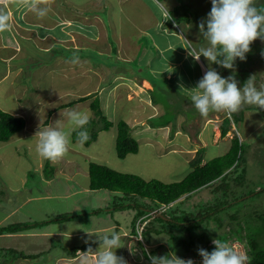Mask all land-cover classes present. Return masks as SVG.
Listing matches in <instances>:
<instances>
[{
  "label": "rangeland",
  "instance_id": "obj_1",
  "mask_svg": "<svg viewBox=\"0 0 264 264\" xmlns=\"http://www.w3.org/2000/svg\"><path fill=\"white\" fill-rule=\"evenodd\" d=\"M144 1L148 2L149 6ZM181 1L190 5L192 13L191 16L188 15L192 22L186 23V25L184 22L178 23L182 36V45L188 48L190 46L200 48L203 44L201 40L204 39H200L202 36L199 31V24L206 19L207 14L210 12L211 0ZM10 2L11 0H0V4L4 3V5H10ZM161 3H165L168 10H172L174 5L177 4L176 0H161ZM41 6H46L48 11H55V15L59 13L61 21L54 22L53 26L47 29L49 21L53 22L49 18L48 13L45 17L40 18L34 10L26 6L6 8L12 22H10V32L1 33L3 41L9 36V44L6 47L0 46L2 48L0 49V109L9 114L18 113L24 118L26 121L24 134L29 133L26 137L27 143L30 144L31 142L29 136H32L30 132L34 122H43L48 119L49 127L67 130L69 127L67 112L69 110L87 111L90 113L91 119L96 120L95 115L89 108L88 101L65 108L59 106L70 102L77 96L87 95L89 91L94 93L93 89L98 92L101 88L109 87L112 77L108 76L106 72L110 70L124 79L128 78L126 73L131 75L133 72L135 75L149 78L158 85L152 97L156 100H164L161 105L164 106L162 107V113L165 114L155 119V123H163L169 119L171 121L169 127L172 129L181 126L176 125L179 120L177 115L180 116L182 114L184 121L196 117L195 107L193 104H188L190 97L182 89V86L169 82L164 77L156 78L153 74L154 70L161 68L159 67L161 62H158L160 56L155 52L154 46V41L157 35L161 36V31L154 24V20L155 22L160 20V12L162 11L156 8L152 0H134L121 4H117L116 0H47L46 4ZM20 12H22L21 15ZM16 15L23 16V22L25 17H27L22 29L34 31L37 37H33L31 33L28 34L24 31L21 33L17 32L14 37L10 36L13 35V31H16ZM28 16L33 21L36 20L45 25H40L37 22H34L36 24H31ZM164 16L166 17V14ZM163 24V28H170L167 26L169 25L168 23L167 25L165 24V21ZM36 25L40 27L36 29L34 27ZM171 25L173 24L171 23ZM49 42L53 43L52 49L48 46ZM123 42L130 46L129 50H133L131 54L121 52L119 55H124L126 58H129L130 55L131 58L127 61L117 58V52L124 45ZM10 45H13V47ZM205 45L207 46V44ZM250 47L251 51L246 54V59L241 61L237 58L232 69H227L217 64L216 68L218 69L217 72L224 78L234 76L238 81V87L241 88L249 77L254 76L255 86L259 89L264 86V40L257 39ZM108 51L110 53H107ZM74 57H78V63H72ZM3 60L6 62H3ZM5 70H9V73L5 78L1 79L5 74ZM98 95L100 98L104 97L102 91ZM122 95L123 92L114 91L115 102H112L108 112L105 108H101L105 115L110 113L111 118L117 117L126 120L127 116L130 115L129 111L133 110L136 114L140 112L136 109L133 102H126ZM16 98L20 100L19 103ZM250 106L255 105H244L243 107L248 108L244 112L241 110L242 114L239 111L233 115L234 119L240 118L236 126L241 132V134L238 132V139L243 145L244 162L241 164V168L243 167L246 170L245 177L249 179L247 183H250L249 188L234 187L242 192L264 186V112L258 108L250 109ZM53 108L58 110L48 117L47 112L54 110ZM216 122L218 121L213 124L218 126ZM98 125H95V127L89 125L86 128L90 136L95 132ZM196 127L198 128L195 124V128L193 127L192 130L197 129ZM114 128L113 124L106 131L97 132L96 130L97 137L93 143L87 147L78 145L79 149H75L77 151L74 152L69 150L68 156L76 160V164L86 173L88 164L94 162L120 173L137 175L145 181L156 179L163 183L178 182L192 170L189 164V160L193 157L192 154L186 155L185 152L181 153L174 148L171 149L176 151H171V149L164 151L165 142L160 138H156L153 133L152 135L151 133L141 134L142 138L134 137L138 144L137 153L128 154L123 159H118L115 152L116 132ZM207 132L209 133V129L204 134H207ZM230 132L231 136H233L234 130ZM19 134H22V131ZM184 135L189 137V133L185 132L183 135H176L175 140L172 142L182 145L188 151L192 147L190 145L193 144L188 139L186 140ZM14 136V138H18V136ZM210 138L211 133L206 138V146H198L196 148V150L199 149L201 152L202 164L223 155L227 151V143L222 141V137L221 140L219 139L214 144L211 143ZM11 144H13V140L8 144L0 143V157L2 158L0 163V201L2 202V207H5V203L11 205L13 199L20 195V190L24 191L26 188L29 190L30 182L37 190L41 188V173L39 169H36L38 164L47 163L48 171L50 172L51 170V162L37 154L36 147L32 146L34 143H31L32 145L29 148L24 145L21 147L22 149L18 150L21 159L17 161L14 160L15 156H11L12 153L10 154L11 149H13L10 146ZM8 156L10 157L9 159ZM35 169L37 170L36 172ZM76 175L74 179L76 186L83 188L88 183L87 174L83 176L76 173ZM23 177H26L24 179L29 183H23L25 185L20 187ZM37 177L40 180H36ZM72 181L73 178L70 179L71 183ZM14 188H17V190L12 192ZM107 193L109 198L112 194L109 191ZM100 194L105 196L104 193ZM212 197L209 188L206 187L202 191L194 193L188 199L176 201L178 204L180 201L182 207H192L208 199L212 200ZM248 201H250L249 208L258 211L264 209L262 208L264 207V199L263 202H260L262 201L261 197L249 199ZM91 208L92 206L81 207L82 212H80V209H75V202L73 201L40 198L35 203L21 206V213L17 215L18 220L12 221L13 218H10L9 222H16L17 224L19 223L18 221L23 219L21 222H28L30 221L29 219L26 220L28 216L37 222L56 218L57 216H69V218H64L61 221L50 222L43 228V230L49 229L53 232H60L58 237L50 236L45 238L50 240V254L53 259L49 262L47 260L49 254L47 255L42 250L37 256L32 257L35 259L31 258L30 260L31 264L47 261V264H54L56 259L63 257V250L67 251L74 247H83V245L89 246L92 244L93 238L111 231L97 229L99 225L100 227L107 225L108 223L105 222L108 219H103V213L99 214L102 218L95 219L94 214L91 213ZM127 211L125 213L119 212L118 214L113 212L111 217V220L118 219L124 225L128 223L129 228L124 230L123 234L129 232L131 228L130 221L134 214V211ZM1 213L2 210H0ZM202 229L201 235L203 237L199 241V246L201 247L192 246L190 251L185 254L186 257L192 253L198 254L199 248L212 245V241L216 239V234L211 231L212 228L204 227ZM90 230L93 231L90 232ZM33 232L37 231H27L25 232L26 235L18 239L0 238V245L7 246L5 249L0 250V264L20 263V257L27 255V251L43 249L42 247L45 246L46 242L42 239L35 241L34 238H30V234ZM166 236V234L162 233L157 236L153 234L150 236L149 242L143 241L144 238L138 242H141L146 251L156 249L157 254L161 255L163 248L167 247L165 244ZM17 240L21 243L18 247H16ZM32 242L36 243L33 244ZM122 243L124 245L121 247L123 250L120 249L121 252H116L117 256H122L127 261V264H148V260L145 259L139 249V243L134 238L131 237L129 239L126 237ZM229 243L237 251L245 254L242 244L236 241H229ZM98 248L95 247L92 252L79 251L80 254H77V258L83 260L81 264H91V259L89 258L95 257L94 252ZM177 249L179 250L178 253H181L179 256H181L183 249L181 247ZM30 254L34 255L33 252L28 255ZM188 259H192L194 264H202V258L200 257L192 256L184 260ZM77 263L80 264L79 262ZM60 264L67 263L62 262Z\"/></svg>",
  "mask_w": 264,
  "mask_h": 264
},
{
  "label": "trees",
  "instance_id": "obj_2",
  "mask_svg": "<svg viewBox=\"0 0 264 264\" xmlns=\"http://www.w3.org/2000/svg\"><path fill=\"white\" fill-rule=\"evenodd\" d=\"M176 3L173 9L169 10L167 23L170 25L171 20L176 24L192 22L189 19L190 17H188V15H192L190 5L181 0H176ZM256 3L258 6H264V0H256ZM213 65L217 71L216 64ZM86 100L90 101L89 108L96 118V120L90 119L86 128L89 125L95 127L98 123L97 132L106 131L109 127H112L113 123L103 115L99 99L95 94L79 97L77 100L61 106H72ZM249 108L258 107L250 106ZM260 110L264 112V109ZM239 119H234L233 115L230 118H224L219 125L220 137H224L228 131L233 132L232 123L239 121ZM25 127L26 121L23 117L9 114L0 109V142L9 141L13 135H17ZM114 127L116 128V157L123 159L128 154H136L138 145L131 136L128 125L123 120H119L114 124ZM96 130L83 147L93 143L97 133ZM72 141L73 143L76 142L75 133L72 135ZM23 144L28 147L29 143ZM30 145L32 144L30 143ZM32 146L34 147V144ZM201 161V152L198 149L194 157L189 161L192 170L183 179L173 183H163L156 179L145 181L137 175L120 173L105 165L90 162L87 167L88 189L107 190L112 194L104 208L96 209L92 212L98 218H107L108 220L105 223L108 224L104 227L101 226V228L103 231L106 229V231L115 230L119 232L123 242L126 237L129 239L132 236L135 237L134 223L140 216H149L151 211L161 210V207L164 206L160 215L151 218L141 231V237L146 242H149L150 236L153 234L156 236L161 233L166 234L165 244L167 247L163 248V253L161 255L157 254L156 249L146 251L141 242H137L142 255L148 260V264H151V256L171 257L175 254L181 259H187L192 256L202 258L199 254L192 253L187 257L185 254L190 251L192 246L201 247L199 246V241L203 237L201 232L204 227L208 229L214 228L211 231L216 234V239L226 242L236 241L242 244L245 255L248 257L247 264H264V209L258 211L249 208L250 206L248 207L249 199L261 197L262 201L260 202H263L264 186L243 192L234 188L238 186H242L243 189L250 187V183H247L249 179L245 177L246 170L243 167L241 168V164L244 162L242 142L239 141L233 132L229 148L223 155L215 157L204 164H201ZM206 187L209 188L210 194L213 196L212 200L208 199L192 207H182L180 201L190 198L194 193ZM176 200H180L179 204ZM127 210L134 211V214L130 221L131 228L129 232L123 234V231L128 228L123 227V222L121 223L118 219H113V222L111 217L113 212L118 214L119 212H128ZM100 213H103L102 217L99 215ZM64 218H69V216H58L35 224H15L0 227V234H13L22 229L32 226L40 227L51 221H61ZM91 243L89 246L83 245V247L69 249V254L73 256L77 251H88L89 248L94 250L95 247H99V238L95 237ZM178 247L183 249L181 256H179L181 253H178ZM214 248L215 245L212 244L205 246L203 249L211 252ZM118 250L119 248L116 249V252H119Z\"/></svg>",
  "mask_w": 264,
  "mask_h": 264
},
{
  "label": "crops",
  "instance_id": "obj_3",
  "mask_svg": "<svg viewBox=\"0 0 264 264\" xmlns=\"http://www.w3.org/2000/svg\"><path fill=\"white\" fill-rule=\"evenodd\" d=\"M116 1H117V4H121L123 2L134 1V0H116ZM145 3L148 5V2H145ZM10 5H11V7H10ZM10 5H4V3H3V4H0V7H4V8H21V7H23V5H20L18 3V0H11ZM169 9H171V8H169ZM7 12H8V10H7ZM21 14H22V12H20V15ZM55 14H56L55 11H48V15L50 16L49 18L52 19L53 22H51V20L49 21V23L47 24V29L49 27L53 26L54 22L61 21V19H60L61 15H59V13H58V15H55ZM164 14H167V13L163 12V11L160 12V15H161L160 20H156V22L154 20V24L161 31V36L157 35V37L154 41V46L156 49L155 52H157L158 55L160 56V60H158V62H161L159 64V67H161V68L158 70H154L153 74L155 75L156 78L164 77L167 81L173 82L174 84H178V85L182 86V89H184L185 93L188 94L190 97L192 89L197 86L198 81L203 77V75L205 74V71H207V69L209 67V63L203 56L200 57L199 61H196L192 56L189 55L188 47L182 45V36H181L180 30H179L178 24L167 25V18L164 16ZM20 15L19 16L16 15V17H15V20L17 21L16 26H15L16 31H13V35H10L11 37H14L15 35H17V32H19V33L22 32L21 30H22V27L24 25V22H26L27 17H25L24 22H23V16L20 17ZM28 18H29V22L31 24H36L34 22L39 23L36 20L33 21V19H31V17H29V16H28ZM164 21H165V24L170 28H163L164 27L163 26ZM10 22H12V19H10ZM66 23H68V22H66ZM39 24L45 25L44 23H39ZM34 27H36V29H38V27H40V26L36 25ZM20 28H21V30H20ZM8 31L10 32V30H8ZM24 32L28 33V34L31 33L33 35V37H37V34L34 31H24ZM202 38L203 37H201L200 39H202ZM201 41L203 43L202 46H206L205 40H201ZM8 44H9V36H8V38L5 39V41H3L1 33H0V46L6 47ZM123 44L124 45L117 52V56H118L117 58L125 59V61H127L128 59L131 58L130 55H129V58H126L124 55H122V56H119V55L121 54V52H128V54H131L133 50H129L130 46L127 45L126 43L123 42ZM10 46L13 47V45H10ZM15 46L18 47L17 44H15ZM48 46L52 49L51 43H49ZM0 49H2V48L0 47ZM196 49H199V48H196ZM107 53H110V52L108 51ZM4 61L5 60H3V62ZM211 67L214 68V65L212 64ZM8 73H9V70H5V74L1 77V79L5 78L8 75ZM106 73L108 74V76L112 77L111 78L112 81H111L110 86L101 88L98 92L95 89H93L94 93L97 92V94H99L100 91H102L104 93L103 98H100L98 95L100 108H102V109L105 108L108 112V108L110 107L112 102L113 101L115 102L114 91L123 92L122 96H124L125 101L126 102H133L136 109H138L140 112L136 114L135 111H133V110L129 111L130 115L127 116L126 120L120 119L117 117L111 118L110 113H108V115H105L104 113L103 114L113 124H116L117 121H119V120H123L128 125V127L130 128V133H131V136L133 134V136H132L133 138L137 137V136H138V138H142V136H140L141 134L151 133V135H152V133H153V135H156V138H160L161 140H163L165 142L164 151H169V149L174 148V149H177L181 153L185 152L186 155L192 154L193 157H194L196 151L198 150V149L196 150V148L198 146H202V147L206 146V138L208 137V135L210 133H211V138H210L211 143L214 144L217 141H219V139L221 140L219 125L221 124L222 120L225 117H227V114L225 112H222V111L221 112H210L207 117H203L199 114V112L197 110L194 109L195 113L197 114L196 117L191 118L190 120L184 121V119H183L184 116L182 114H180V116L177 115V119H179V120L177 121L176 125H181V126L180 127H174L171 129L169 127L170 122H171L169 119L165 120L163 123H161V122L155 123V119H157V118L161 117L163 114H165V113H162V110H163L162 107H164V106L161 105V104H163L164 100L163 99L162 100H156V99H153V97H152V94L155 93V90L158 87L157 84H155L149 78L143 77L142 75H135L133 72L131 75H128L126 73V76L128 78H125V79L122 78L119 74L112 72V70L107 71ZM89 93H90V91H89ZM117 93H116V95H117ZM16 100L18 103L20 102L19 99L16 98ZM188 104H192L191 99L189 100ZM53 109H56V108H53ZM245 109H247V107L241 108V110L243 112L245 111ZM241 110H240V112L242 114ZM11 114L18 115V113H11ZM235 114H237V113H233L232 115H235ZM215 121H218V122H216V124L218 126L213 124ZM193 123H194V126H193ZM195 124H196V126H198V128L196 127L197 129L192 130L193 127L195 128ZM236 124H238V121H236L235 123H232V128L233 129L235 128L237 133H238V132H240V130H238V127L236 126ZM208 126H210V127H208ZM44 128H49L48 120H44L43 122L41 121L38 123L34 122V126H32V129L30 132V135H32V136H29V138L31 140L30 143H32V144L34 143V147H36V144L38 142V137L35 136L36 132L39 129H44ZM114 129L116 131V128H114ZM114 129H113V131H114ZM208 129H209V133L207 132V134H204V132L206 130L208 131ZM25 130H26V127L23 130H21L22 134H19L21 131L18 132V134L16 135V136H18V138H14L15 136L13 135L9 141L0 142L3 144H8V143H10V141L13 140V144L10 145L13 148V149H11L10 154L12 153L11 156H15V158H14L15 161H17L18 159H21V155L18 153L19 152L18 150L22 149L21 147L25 145L23 143H27L26 137L28 136L29 133L24 134ZM185 132L189 133V135H188L189 137H187L185 135H184V137L186 138V140L188 139V141H190L191 144H193V145H190L192 147H190L188 151L186 149H184L182 147V145L174 144L172 142L175 140L176 135H180V134L183 135V134H185ZM240 134H241V132H240ZM231 135L232 134L229 131L226 133V135L224 137H222V139H223L222 141H226V143H227V150L229 148L230 139L232 138ZM95 140L96 139H94V141ZM29 145L30 144H28V147H29ZM75 149H79L78 144L76 142L73 143V141H72V144L70 146V151H72V152L77 151ZM174 149H171V151H176ZM190 149H192V150L190 151ZM9 158L10 157L8 156V159ZM75 161L76 160L71 159L68 156V154L65 157H63V158H61L55 162L50 161L51 162L50 163V165H51L50 166V168H51L50 172L48 171V168L44 169L45 167H47V163H44L43 165L38 164L36 166V169H39V172L41 173L40 175L42 177V179L40 181V187L41 188L39 190H37L36 187H34L31 184L32 182L29 183L27 180H25L26 177H23L21 180L20 187L24 186L26 183H29L28 187L30 189L28 190V188H26L24 191L20 190L19 191L20 195L17 198L13 199L11 205H8V203H5L4 204L5 207H2V202L0 201V210H2V213L0 214V227H7V226H10L12 224L15 225L16 222H9V219L13 218L12 221L18 220L17 215L19 213H21V211H20L21 206H24L28 203H35L38 200H40V198H46V199L57 198L59 200L73 201V202H75V209H77V210H79L81 207L86 208L88 206H92L91 211L104 208L106 206L107 202L109 201V198H110V197L108 198V193H107L108 191H106V190H89L88 189V183L85 184L83 188L77 187L75 184V181H74L75 177L77 176L76 173L82 174L83 176H85L87 174V177H88V173L81 170V168L79 167L78 164H76ZM1 162H2V158L0 157V163ZM36 169H35V172L37 171ZM49 175H50V177H49ZM26 176H28V174H26ZM72 178H73V181L71 183L70 179H72ZM32 180H34V179H32ZM36 180H40L39 177H37ZM23 183H25V184H23ZM41 183H42V185H41ZM16 190H17V188H14L12 190V192L16 191ZM100 193H104L105 196H102ZM5 201H6V198H5ZM93 206H95V207H93ZM80 212H82V209H80ZM91 213H93V212H91ZM93 214H94L93 216L95 217V219H99L98 216L95 215V213H93ZM23 217H25V216H23ZM27 219H29L30 221L21 222L24 220L23 219L21 221H18L19 223H17V224H27V223L28 224H35V223H38L37 221H33L30 216H28V218H26V220ZM52 219H54V218H52ZM47 220H51V219H46L44 221H47ZM51 222H55V221H51ZM49 223H46L40 227H33L32 226V227L27 228V229H22V230H19L13 234H6V233L0 234V238H16V239H18V238L26 235L25 232L30 231V230L31 231L35 230L37 232L31 233L30 238H34L35 241H39L42 239L43 241L46 242L45 246L42 247L43 249H38V250L37 249H31V250L27 251L26 252L27 255L20 257L21 262L20 263L16 262V264H31L32 263V262H30L31 258L37 256L40 252H42V250L44 252H46L47 255L49 254L47 256V260L49 262L53 259V256L50 254V251H51V247H50V243H49L50 240H46L45 238L50 237V236L58 237V234H60V232H56V231L53 232L49 229L43 230V228H45L47 226V224H49ZM110 226H111V224H110ZM123 227L129 228L128 224L127 225L125 224ZM36 229H38V230H36ZM97 229H102V228L99 225L97 227ZM92 231L93 230H90V232H92ZM89 234H87V235H89ZM17 242L18 243H17L16 247H18L21 244L18 240H17ZM35 243H33V244H35ZM5 247H7V246H5ZM5 247L0 245V250L5 249ZM23 248H24V246H23ZM120 249H122V248H119V250H118L119 252H121ZM31 252H33L34 255L33 254L28 255ZM77 254H80L79 251H77V253L72 256L69 254L68 250L67 251L63 250V255H62L63 257L56 259L54 261V264H57V262H59V264L62 262L67 263V264H78L77 262H79L81 264L83 260L78 259ZM32 259H35V258H32ZM89 259H91V264H94L95 257L89 258ZM47 262H41L39 264H47Z\"/></svg>",
  "mask_w": 264,
  "mask_h": 264
},
{
  "label": "clouds",
  "instance_id": "obj_4",
  "mask_svg": "<svg viewBox=\"0 0 264 264\" xmlns=\"http://www.w3.org/2000/svg\"><path fill=\"white\" fill-rule=\"evenodd\" d=\"M46 2L47 0H18L20 5L31 8L40 18L45 17L48 13V8L41 6ZM152 3L157 9L167 12L166 18H168L169 10L165 3L162 4L161 0H152ZM211 5L206 19L199 24L200 34L207 46H201L199 49L191 46L188 48L189 55L196 61H199L203 56L209 63L207 71L198 81L197 86L192 89L190 95L192 104L203 117H207L210 112L222 111L227 114V118H230L233 113H238L244 105H255L259 109H264V86L258 89L255 86L254 76L249 77L241 88L238 87V81L234 76L224 78L211 67L212 64H217L232 69L237 58L241 61L246 59V54L251 51L250 46L255 40H264V6H258L256 0H211ZM10 19L6 8L0 7V33L10 29ZM171 23L176 24L172 20ZM23 31L26 30L22 29ZM72 63H78V57H74ZM90 94H95L98 97L97 92H90L87 95L77 96L71 101ZM86 101L90 104L89 100ZM57 110V108L49 110L48 117ZM67 118L69 122L67 130L49 127L36 132L35 136L38 137L36 152L41 158L55 162L65 157L70 150L73 133L76 136V143L81 147L90 139V134L86 130L91 119L89 112L69 110ZM233 130L239 137L236 129ZM163 208L164 206L161 207V210ZM161 210H153L149 216H140L134 223L136 233L132 238L137 242L142 241L141 231L144 226L150 221L149 219L159 216ZM98 238L99 248L94 252V264H127V261L122 256H117L115 251L124 246L119 232L112 230ZM212 242L215 245L213 251L198 249V254L202 257V264H247V255L237 251L229 242L220 239H215ZM92 251L91 248L88 249V252ZM150 260L151 264H194L192 259L184 260L175 254L171 257L151 256Z\"/></svg>",
  "mask_w": 264,
  "mask_h": 264
}]
</instances>
